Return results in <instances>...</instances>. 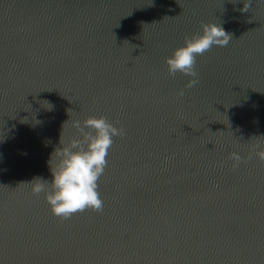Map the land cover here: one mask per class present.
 Here are the masks:
<instances>
[{"label":"water","instance_id":"95a60500","mask_svg":"<svg viewBox=\"0 0 264 264\" xmlns=\"http://www.w3.org/2000/svg\"><path fill=\"white\" fill-rule=\"evenodd\" d=\"M246 3L0 0V264H264V0ZM211 21L231 40L186 88L164 58ZM101 114L125 130L103 209L58 217L27 181L64 121L67 141Z\"/></svg>","mask_w":264,"mask_h":264},{"label":"clouds","instance_id":"9594fccd","mask_svg":"<svg viewBox=\"0 0 264 264\" xmlns=\"http://www.w3.org/2000/svg\"><path fill=\"white\" fill-rule=\"evenodd\" d=\"M247 10L246 0H243L240 11ZM230 40L231 33L224 29L222 23L202 22L198 32L186 35L183 43L165 56L168 74L174 76L179 72L190 77L185 84L186 88L197 85L199 79L195 70L196 57L213 45L223 47ZM177 94L183 96L184 89H179ZM67 111L69 113V109ZM66 121L62 123L59 145L49 153L46 160L50 178L37 176L27 181L31 185L32 193H42L52 213L61 218H68L86 208L96 211L103 209V201L98 192V180L104 173L113 137L125 135L122 126L117 127L104 115H88L83 120L71 121L72 127L79 135L65 141L62 138V131ZM252 147L255 155L264 160V147L259 144ZM229 155L236 163L242 159L237 152Z\"/></svg>","mask_w":264,"mask_h":264}]
</instances>
